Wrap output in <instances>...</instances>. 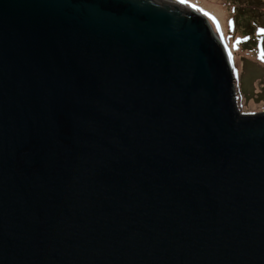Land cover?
I'll use <instances>...</instances> for the list:
<instances>
[{"label":"water","instance_id":"1","mask_svg":"<svg viewBox=\"0 0 264 264\" xmlns=\"http://www.w3.org/2000/svg\"><path fill=\"white\" fill-rule=\"evenodd\" d=\"M175 0H0V264H264V111Z\"/></svg>","mask_w":264,"mask_h":264},{"label":"rangeland","instance_id":"2","mask_svg":"<svg viewBox=\"0 0 264 264\" xmlns=\"http://www.w3.org/2000/svg\"><path fill=\"white\" fill-rule=\"evenodd\" d=\"M182 4L208 17L225 41L234 67L236 98L241 111H264V59H261L264 35L259 32L264 28V0H185ZM219 9L224 11L221 17L224 27L218 24L221 22Z\"/></svg>","mask_w":264,"mask_h":264},{"label":"bare ground","instance_id":"3","mask_svg":"<svg viewBox=\"0 0 264 264\" xmlns=\"http://www.w3.org/2000/svg\"><path fill=\"white\" fill-rule=\"evenodd\" d=\"M221 5H219V6H216V8L218 9L219 7H220ZM218 12V17L220 18V20H221V22L220 21H218L219 23V26H220V24L222 23V27H224V24H223V21H222V16L224 15V11L222 10V9H219V11H217ZM224 44H225V41H224ZM225 47H226V50H227V52H228V49H227V45L225 44ZM228 55H229V59H230V61H231V55H230V53L228 52ZM231 64L233 65V63H232V61H231ZM233 72H234V68H233Z\"/></svg>","mask_w":264,"mask_h":264},{"label":"snow or ice","instance_id":"4","mask_svg":"<svg viewBox=\"0 0 264 264\" xmlns=\"http://www.w3.org/2000/svg\"><path fill=\"white\" fill-rule=\"evenodd\" d=\"M178 2L179 3H184L185 0H178ZM233 11H235V9H233ZM206 15H207V13H206ZM213 19H215V18L213 17ZM229 23L231 25L233 22L230 21ZM259 32H260L261 35H264V28L259 29ZM261 43H262V45H264V41H262ZM261 59H264V51H262Z\"/></svg>","mask_w":264,"mask_h":264}]
</instances>
